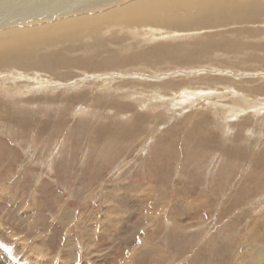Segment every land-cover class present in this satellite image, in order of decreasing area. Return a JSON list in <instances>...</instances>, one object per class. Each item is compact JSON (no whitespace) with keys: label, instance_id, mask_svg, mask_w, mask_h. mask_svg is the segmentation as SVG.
I'll return each mask as SVG.
<instances>
[{"label":"rangeland","instance_id":"obj_1","mask_svg":"<svg viewBox=\"0 0 264 264\" xmlns=\"http://www.w3.org/2000/svg\"><path fill=\"white\" fill-rule=\"evenodd\" d=\"M227 1L231 19L214 0L217 20L104 23L0 65V264H264V0ZM160 43L181 52L138 56Z\"/></svg>","mask_w":264,"mask_h":264},{"label":"bare ground","instance_id":"obj_2","mask_svg":"<svg viewBox=\"0 0 264 264\" xmlns=\"http://www.w3.org/2000/svg\"><path fill=\"white\" fill-rule=\"evenodd\" d=\"M37 1V0H36ZM121 0H49L43 2L42 0H38V2L30 1V0H0V26H3V24H10V23H17L16 26L19 24V26L11 28H8L6 30L0 31V65H5L6 63L12 64V61H20V63L24 64L20 57V53L23 51L25 46L29 47H38V45H33L34 42L38 43L40 40H43L47 37H50L51 35L55 34L57 37H64L67 39L69 37L70 40H74L75 38H80L85 32H88V34L93 31H96L101 28V26L104 23L108 24H114L117 28H127V27H133V26H139L142 24L145 25H159L167 27L168 30L174 31L178 29L179 27L186 25L183 20H185L188 16L189 17H195L197 21L200 24L205 23L208 19H216L218 17L217 13L211 14L212 12H215L216 10H220L219 7L225 8V10L222 11L223 14L227 15V19H231V16L234 15L236 11H232L229 6L231 2H228L227 0H219V2H216V4H219V7L215 4L214 0H127V4H123L120 6H111L112 3L118 4ZM222 1V2H220ZM246 1V0H245ZM244 1V2H245ZM255 1V0H254ZM259 1V0H258ZM257 1V2H258ZM252 2V0L250 1ZM246 3V2H245ZM259 3H264L260 2ZM58 4V5H57ZM238 4V3H237ZM234 6V4H231V7L236 10L239 6ZM252 4V3H251ZM254 4V3H253ZM240 5V4H239ZM80 6L84 7H92V8H111L107 12H98L94 13L93 10H90L91 12H83L86 13L85 15L80 16H66L63 18H59L58 20H55L53 22H45L42 24H36V25H29V21H36V20H42L47 19L51 21L52 18L59 16V14H66ZM245 6V4H244ZM260 6V5H259ZM263 6V5H262ZM246 8V7H245ZM242 9V7H241ZM244 9V8H243ZM263 7L258 8L257 7H247L246 11L247 14H255L259 15V11H261ZM231 11L233 13H231ZM245 12V11H244ZM14 13V15H12ZM238 13V12H237ZM240 13V12H239ZM243 13V12H242ZM262 14V13H261ZM264 14V13H263ZM239 15V14H238ZM243 16V15H241ZM251 16V15H250ZM253 16V15H252ZM260 16V15H259ZM263 16V15H262ZM14 17L16 19H14ZM18 17H22L18 18ZM234 18V17H233ZM243 18V17H242ZM245 18V17H244ZM243 18V19H244ZM224 19V18H223ZM248 19V18H247ZM187 20V19H186ZM253 20V19H252ZM188 21V20H187ZM219 21V20H218ZM217 21V22H218ZM232 21V20H231ZM213 22V21H212ZM243 22V21H242ZM255 24L259 23L258 21H254ZM263 22L262 20L260 23ZM221 24V23H220ZM227 25L229 24L226 23ZM225 25V24H224ZM235 25V24H233ZM238 25V24H237ZM91 26V27H90ZM215 26V25H214ZM232 26V25H231ZM244 26V25H243ZM217 27V26H216ZM239 27V26H238ZM236 27V28H238ZM234 29L233 27H231ZM12 29V30H10ZM129 29V28H128ZM133 29V28H132ZM149 28H147L148 30ZM151 29V28H150ZM158 29V28H156ZM160 29V28H159ZM158 29V30H159ZM188 29V28H187ZM254 29V28H253ZM225 30V29H224ZM150 31V30H149ZM153 31V30H152ZM151 31V32H152ZM235 31V30H234ZM91 32V33H92ZM163 32V31H162ZM178 32V31H177ZM220 32V31H219ZM243 32V30H242ZM255 32V31H253ZM264 32V31H263ZM164 33V32H163ZM245 33V32H244ZM251 33V32H250ZM252 34V33H251ZM54 35V36H55ZM152 35V34H151ZM98 33H94V37H97ZM153 36V35H152ZM210 37L209 34H203L202 37ZM259 36V35H258ZM262 36V35H261ZM262 38V37H261ZM67 41V40H65ZM230 41V40H229ZM56 42V41H55ZM225 43V42H224ZM231 43V42H230ZM225 45V44H224ZM230 45V44H229ZM228 45V46H229ZM231 46V45H230ZM34 51L35 49H30ZM177 50L181 52V49H175L172 50L166 43H160L156 46H154V52L152 50H148L142 54H138L139 57H142L144 59L149 58L150 60L153 58V56H161V55H167L169 57H176L177 56ZM26 50L24 49V52ZM160 51L161 53H158ZM35 52V51H34ZM54 52V51H52ZM31 53V52H29ZM153 53V54H152ZM55 54V53H54ZM24 55V54H23ZM29 55V54H28ZM22 56V53L21 55ZM117 56H113L110 54L106 57L107 62L114 63L117 66V62L119 61ZM23 58V57H22ZM51 58V57H50ZM137 58V57H135ZM155 58V57H154ZM25 59V58H24ZM23 59V60H24ZM37 60V59H36ZM91 60V59H90ZM89 60V61H90ZM130 60H135L134 58H130ZM154 60V59H152ZM10 62V63H9ZM12 62V63H11ZM106 62V61H105ZM27 63V62H26ZM25 63V64H26ZM84 63V61H83ZM103 63V62H102ZM120 63H124L123 60ZM119 63V64H120ZM16 63H14L15 65ZM24 64V65H25ZM87 64V63H86ZM91 64V63H90ZM17 65V64H16ZM37 65V64H36ZM62 65V63H61ZM64 66V65H63ZM81 66V65H80ZM85 66V65H84ZM20 67V66H19ZM112 67L107 66L105 64L104 68ZM89 70H93L97 68V65L93 63L90 66H87ZM85 69V67H84ZM18 73V72H17ZM23 73V72H22ZM29 73V72H27ZM48 73V72H47ZM85 73V72H84ZM21 74V73H19ZM41 74V73H40ZM97 74V73H96ZM16 75V74H15ZM23 75V74H22ZM19 75V76H22ZM28 75V74H27ZM2 76H9V73L5 72L2 74ZM25 75H23L24 77ZM10 77H12L10 75ZM36 77L37 73H36ZM41 77V76H40ZM106 77V76H105ZM111 80H114V77L108 76ZM4 79V77H2ZM17 78V77H15ZM20 78V77H19ZM22 78V77H21ZM30 78V77H29ZM43 78V77H42ZM26 79V76L25 78ZM22 79V80H23ZM32 79V78H31ZM38 79V78H36ZM35 79V80H36ZM40 79V78H39ZM97 79V78H96ZM116 79V78H115ZM34 80V81H35ZM41 80V79H40ZM218 80L224 81L222 78H218ZM27 81V80H24ZM93 81V80H92ZM33 82V81H32ZM37 82V81H36ZM169 83V81L166 83L170 86H180L179 84H173ZM182 82V81H181ZM226 82V81H225ZM29 83V82H28ZM34 83V82H33ZM32 83V84H33ZM41 83V82H39ZM87 83V82H86ZM35 84V83H34ZM33 84V85H34ZM38 84V83H37ZM48 85V84H47ZM62 85V84H61ZM88 85V84H87ZM185 85V84H184ZM93 86V85H92ZM46 87V86H45ZM120 87V86H119ZM262 87V86H261ZM34 88V87H33ZM36 88V87H35ZM38 88V87H37ZM43 88V87H40ZM114 88V87H113ZM177 88V87H176ZM196 88V87H195ZM259 88L256 87V89ZM116 89V88H115ZM161 89V88H160ZM159 89V90H160ZM215 89V88H213ZM228 89V88H227ZM155 90V89H154ZM163 90V88L161 89ZM173 90V89H171ZM254 90V89H253ZM263 90V89H262ZM213 91V90H212ZM252 91V90H251ZM84 92H88L84 91ZM83 92V94H84ZM95 92V91H94ZM164 92V91H163ZM188 92V91H187ZM186 92V93H187ZM194 92V91H193ZM204 92V91H203ZM257 92V91H256ZM185 93V95H186ZM210 93V92H209ZM225 93V92H223ZM261 93V92H260ZM99 94V93H98ZM127 94V93H126ZM166 94V93H165ZM222 94V93H221ZM78 95V93H77ZM100 95V94H99ZM156 98L161 99L164 97V94H160L159 92L155 93ZM163 95V96H162ZM199 96L204 97L206 93L201 92H194V94L190 93L188 96ZM69 96V94H68ZM72 96V95H71ZM101 96V95H100ZM184 96V95H183ZM211 98V105L215 104L216 102H223L220 98L221 95H219L216 91L213 94V92L209 95ZM67 97V96H66ZM154 97V96H153ZM167 97V96H166ZM189 97V98H191ZM195 97V98H196ZM208 97V96H207ZM206 97V98H207ZM220 97V98H219ZM246 97V96H245ZM70 98V96H69ZM76 98V97H75ZM81 99L83 97H80ZM78 98V99H80ZM86 98V97H85ZM89 98V97H88ZM100 98V97H99ZM205 98V97H204ZM240 98V97H239ZM251 98V97H249ZM73 99V97H72ZM77 99V98H76ZM180 99V98H179ZM253 99V98H252ZM71 100V99H70ZM99 100V99H98ZM168 101V99H165ZM192 100V99H191ZM194 100V99H193ZM240 100V99H239ZM247 100V99H246ZM251 100V99H249ZM248 100V101H249ZM62 101V100H61ZM64 101V100H63ZM68 101V100H67ZM81 101V100H80ZM164 101V100H163ZM171 101V100H170ZM187 101V100H186ZM189 101V100H188ZM253 100H251L252 102ZM83 102V101H82ZM86 102V101H84ZM184 102V100H182ZM195 102V101H194ZM241 102V101H240ZM88 103V102H87ZM108 103V102H107ZM168 103V102H167ZM227 101H224L223 104L226 105ZM247 103V102H246ZM251 104V103H249ZM2 105V104H1ZM175 105V103H174ZM177 105V104H176ZM227 105L230 106V103ZM257 105V104H256ZM6 107V106H5ZM245 107L250 108V105H247ZM260 107V106H259ZM4 108V107H3ZM241 108V107H240ZM255 108V107H253ZM257 108V107H256ZM263 110V109H262ZM124 112V110H121ZM234 112L236 110H233ZM229 112V111H228ZM230 113V112H229ZM233 113V112H232ZM2 114V113H1ZM232 117V116H229ZM228 118V117H227ZM233 118V117H232ZM24 120V119H23ZM144 120V118H143ZM19 121H22L21 119ZM27 121V119L25 120ZM24 122V121H22ZM225 123V122H224ZM151 125V124H150ZM130 128V127H129ZM132 128V127H131ZM134 128V127H133ZM117 130V129H116ZM128 130V129H126ZM202 130V129H201ZM120 131V130H119ZM117 132L118 136L126 135L123 132ZM122 131V130H121ZM133 132V131H132ZM117 136V138H118ZM189 136V135H188ZM191 137V135H190ZM71 138V137H70ZM219 142V141H218ZM212 143V142H211ZM231 143V142H229ZM27 144V143H26ZM148 144V143H147ZM227 144V143H226ZM223 146V145H222ZM200 147V146H199ZM215 148V147H214ZM231 148V147H230ZM237 148V145H236ZM232 152V151H231ZM196 154V153H195ZM188 157V156H187ZM255 165V164H254ZM264 172V171H263ZM261 178V177H260ZM255 184V183H254ZM191 193V192H190ZM145 223H142L143 225ZM140 225V226H141ZM144 226V225H143ZM142 226V227H143ZM138 229V227H137ZM143 230L141 227L139 228ZM136 231V230H135ZM140 231V230H139ZM1 232V231H0ZM141 233V232H140ZM4 241V240H3ZM142 244V243H141ZM136 250V249H135ZM136 252V251H135ZM134 252V253H135ZM26 253V252H25ZM19 258V257H18ZM31 258V257H28ZM251 258L250 263L247 264H256V260L253 257ZM28 260V259H27ZM12 261V260H11ZM32 262V261H31ZM49 264V263H46Z\"/></svg>","mask_w":264,"mask_h":264}]
</instances>
